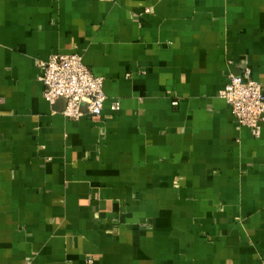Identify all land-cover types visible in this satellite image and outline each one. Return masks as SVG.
<instances>
[{"label":"crops","instance_id":"0c3cea01","mask_svg":"<svg viewBox=\"0 0 264 264\" xmlns=\"http://www.w3.org/2000/svg\"><path fill=\"white\" fill-rule=\"evenodd\" d=\"M73 53L99 117L44 98ZM246 69L264 0H0V264H264V126L218 97Z\"/></svg>","mask_w":264,"mask_h":264},{"label":"built area","instance_id":"2783aa9c","mask_svg":"<svg viewBox=\"0 0 264 264\" xmlns=\"http://www.w3.org/2000/svg\"><path fill=\"white\" fill-rule=\"evenodd\" d=\"M38 68L46 102L54 106L59 100H64V116L78 121L85 116L99 117L102 114L106 100L104 78L93 75L80 54H55L47 61H40ZM218 97L229 105L238 125L247 128L253 138H261L264 85L252 78L250 69L240 76L229 74L228 82L218 92ZM119 109L120 104L114 103L112 110ZM86 264H93V259H88Z\"/></svg>","mask_w":264,"mask_h":264}]
</instances>
